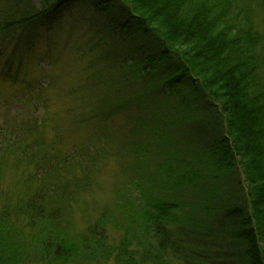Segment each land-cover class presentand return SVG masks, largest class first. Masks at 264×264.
<instances>
[{
  "label": "trees",
  "instance_id": "trees-1",
  "mask_svg": "<svg viewBox=\"0 0 264 264\" xmlns=\"http://www.w3.org/2000/svg\"><path fill=\"white\" fill-rule=\"evenodd\" d=\"M74 1L105 14L101 32L126 47L119 63L129 79L114 99L125 98L121 91L132 92L134 101L149 90L162 95L161 115L138 131L159 145L174 132L187 149L170 150L169 165L155 180L157 198L142 195L136 211L151 232L153 252L138 235L141 251H130L127 227L116 249L107 246L106 214L69 235L63 207L32 196L0 208V264H104L112 254L117 264H264V88L251 65L261 37L226 19L240 0H0V35L24 33ZM257 2L264 10V0ZM174 45L189 51L180 55ZM136 80L146 82L142 89L131 87ZM4 131L0 154L25 146L4 145ZM48 188L45 198L69 191Z\"/></svg>",
  "mask_w": 264,
  "mask_h": 264
},
{
  "label": "rangeland",
  "instance_id": "rangeland-1",
  "mask_svg": "<svg viewBox=\"0 0 264 264\" xmlns=\"http://www.w3.org/2000/svg\"><path fill=\"white\" fill-rule=\"evenodd\" d=\"M257 1L240 0L241 6H233L226 19L260 34L251 65L258 67L254 77L263 78L264 88V10ZM98 10L91 2L74 1L24 33L0 35V132L5 130L8 139L4 145L25 144L0 154V208L41 197L63 207L69 235L85 232L106 214L107 246L116 249L127 227L131 237L151 243L153 252L151 232L139 224L136 211L143 198L154 194L157 198L155 180L165 173L170 150L187 148L180 146L174 132L167 136L174 144L168 140L159 145L138 131L161 115L165 106L161 94L149 90V95L134 101L132 92L121 91L125 98L119 103L114 99L129 79L122 77L124 67L119 63L126 47L101 32L105 14ZM174 47L180 55L189 51L186 46ZM136 82L128 83L134 89L146 83ZM46 183L67 185L68 194L45 198L50 194ZM132 240L127 246L139 254L135 236ZM114 256L104 264H117Z\"/></svg>",
  "mask_w": 264,
  "mask_h": 264
}]
</instances>
